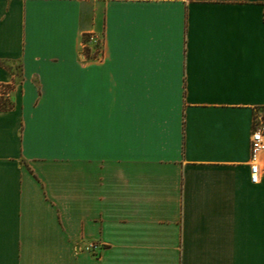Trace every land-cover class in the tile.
<instances>
[{
	"label": "crops",
	"instance_id": "1",
	"mask_svg": "<svg viewBox=\"0 0 264 264\" xmlns=\"http://www.w3.org/2000/svg\"><path fill=\"white\" fill-rule=\"evenodd\" d=\"M0 85V264H264V0H0Z\"/></svg>",
	"mask_w": 264,
	"mask_h": 264
},
{
	"label": "built area",
	"instance_id": "2",
	"mask_svg": "<svg viewBox=\"0 0 264 264\" xmlns=\"http://www.w3.org/2000/svg\"><path fill=\"white\" fill-rule=\"evenodd\" d=\"M103 45V39L96 33H90L84 36L81 47L88 58L92 56V48L95 49V58L102 56L100 46ZM13 90L9 85H0V99L9 102L11 100ZM251 165L250 180L253 184H258L260 174L264 166V110L256 112L253 129L251 134ZM95 245H87L86 251H92Z\"/></svg>",
	"mask_w": 264,
	"mask_h": 264
},
{
	"label": "trees",
	"instance_id": "3",
	"mask_svg": "<svg viewBox=\"0 0 264 264\" xmlns=\"http://www.w3.org/2000/svg\"><path fill=\"white\" fill-rule=\"evenodd\" d=\"M12 108H13V104L11 100L7 102L0 99V110H11Z\"/></svg>",
	"mask_w": 264,
	"mask_h": 264
},
{
	"label": "rangeland",
	"instance_id": "4",
	"mask_svg": "<svg viewBox=\"0 0 264 264\" xmlns=\"http://www.w3.org/2000/svg\"><path fill=\"white\" fill-rule=\"evenodd\" d=\"M102 49H103V45L100 46L99 50L102 51ZM9 86L11 87V90H14V85H9Z\"/></svg>",
	"mask_w": 264,
	"mask_h": 264
}]
</instances>
